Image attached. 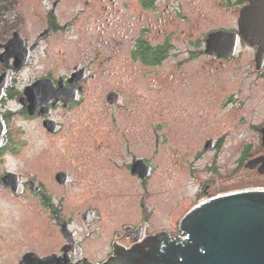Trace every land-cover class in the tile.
<instances>
[{
    "label": "flooded vegetation",
    "instance_id": "af4514ba",
    "mask_svg": "<svg viewBox=\"0 0 264 264\" xmlns=\"http://www.w3.org/2000/svg\"><path fill=\"white\" fill-rule=\"evenodd\" d=\"M247 5L246 0H49L40 29L6 27L0 44V57L6 52L0 75L9 74L0 98L5 129L0 194L34 211L40 238L36 249L2 264H105L118 251L146 247L155 237L174 239L168 232H150L152 215L142 201L136 218L112 229L108 240H96L107 233L105 220L117 217L104 216L105 202L116 200L115 189L122 191L117 173L130 180L128 194L152 180L156 146L164 144L155 120L161 131L162 114L172 107L187 109L184 87L190 73L185 66L205 57L209 66L202 71L213 77L218 73L211 66L219 71L238 62L246 49L256 53L242 38L237 57L219 54L208 44L215 33L238 35ZM15 34L19 37L14 39ZM12 40L6 51L3 46ZM169 89L178 95L167 99ZM217 97L212 92L206 96L212 99L209 105L218 102L225 108L230 103L231 97L223 102V95ZM187 103L197 107L198 97ZM35 133L57 144L62 140L65 152L57 159L41 154L45 157L26 174L8 169L7 161L15 160ZM223 133L200 139L202 147L192 161L220 153ZM198 134L194 129L187 136ZM250 149H243L239 168L252 159ZM193 151H185L186 160ZM212 184L201 185L199 199L234 189L213 190ZM85 194L93 200L79 208ZM29 254L34 260L24 261Z\"/></svg>",
    "mask_w": 264,
    "mask_h": 264
},
{
    "label": "rangeland",
    "instance_id": "374dc122",
    "mask_svg": "<svg viewBox=\"0 0 264 264\" xmlns=\"http://www.w3.org/2000/svg\"><path fill=\"white\" fill-rule=\"evenodd\" d=\"M48 2L49 0H17L15 10L7 18L9 24L0 22V44L4 41L6 27L16 24L28 28L35 27V30L40 29L44 25ZM180 47H183L182 43ZM255 54V51L246 49L241 59L234 64L226 65L219 71H216V66H211L213 73H218L213 77L202 71L203 67L209 66L205 57L185 66L190 73L184 87L188 95L187 102L198 97V105L192 108V105L186 102V110L173 107L167 110L159 120L164 125L161 131L158 130L159 126L156 125L155 120L156 132L162 133L161 143L164 144L159 148L155 145L154 176L135 193L128 194L125 191L130 189V180L127 175L117 173L122 191L121 193L116 189L113 191L116 192V200L106 201L104 211L105 217H109L112 213L117 217L115 219L109 217L105 220L103 226L107 227L106 237L99 236L96 239L98 242L108 240L111 230L117 228L120 223L136 218L142 201L147 204L152 215L150 232L155 235L168 232L172 238H175L178 235L176 230L179 229V221L192 208L207 200L198 197L203 183L213 181L211 187L213 190L234 188L229 193L244 191L256 185L264 186V177L256 170L238 167L239 157L246 146L251 147V155L262 150L261 134L257 128L264 126V68L259 71L256 69ZM49 60L45 63H50ZM165 91L167 99L178 95L177 91L172 89ZM211 92L218 94L216 98L218 100L223 95L222 102L231 97L230 103L225 108L218 102L209 105L212 99L208 101L206 96H210ZM138 100L140 102L141 99ZM194 129H198L200 135L191 138L187 136V134L193 135ZM222 131L224 132L222 135L225 136L220 153L214 155L207 153L202 159L193 162L191 156L203 144L200 139L212 137ZM36 137H39L40 141H37ZM21 139L17 136V140ZM28 140L29 143L18 157L7 161L8 169L26 174L30 169L33 170L32 166L37 164L38 160L45 157L40 156L41 154H55L54 159H57L65 152L62 148V140L57 144L56 141L52 142L38 133L34 134V140L33 138ZM189 148L194 151L186 160L185 151ZM212 167L215 169L212 170ZM244 184L246 185L243 187ZM238 186L240 187L236 188ZM144 190H148V193ZM112 196V194L108 195V197ZM83 197L81 205L75 201V206L80 205L81 208L84 202L93 200L89 194ZM142 197L145 199L142 200ZM115 202L117 204L114 206ZM114 208H116L115 213ZM38 238L40 233L36 228L34 211L8 195L0 194V264L11 257L19 258L25 252L36 249Z\"/></svg>",
    "mask_w": 264,
    "mask_h": 264
},
{
    "label": "water",
    "instance_id": "95a60500",
    "mask_svg": "<svg viewBox=\"0 0 264 264\" xmlns=\"http://www.w3.org/2000/svg\"><path fill=\"white\" fill-rule=\"evenodd\" d=\"M246 2L248 5L238 20L239 34L215 33L209 37L208 44L219 54L237 57L242 38L256 48L255 66L259 71L264 68V0ZM16 37L19 36L15 34ZM14 41L3 48L10 50ZM5 59L6 52L0 61ZM8 76L0 75V98ZM259 132L263 154L249 160L244 168L257 170L264 176V126ZM4 138L5 129L0 120V147L5 144ZM179 231L183 238L155 237L147 241L146 247L136 245L130 251H118L105 264H264V189L207 199L185 215L176 234ZM31 259L33 255L29 254L24 261Z\"/></svg>",
    "mask_w": 264,
    "mask_h": 264
},
{
    "label": "trees",
    "instance_id": "16d2710c",
    "mask_svg": "<svg viewBox=\"0 0 264 264\" xmlns=\"http://www.w3.org/2000/svg\"><path fill=\"white\" fill-rule=\"evenodd\" d=\"M16 2L17 0H0V22H2V24L3 23H5L6 25L9 24V20L7 18H9L10 14L15 10ZM253 156L254 155L252 154L251 158H253ZM241 163H243V161ZM245 185L246 184H244L243 187ZM239 187L240 186L236 188H239Z\"/></svg>",
    "mask_w": 264,
    "mask_h": 264
},
{
    "label": "built area",
    "instance_id": "2783aa9c",
    "mask_svg": "<svg viewBox=\"0 0 264 264\" xmlns=\"http://www.w3.org/2000/svg\"><path fill=\"white\" fill-rule=\"evenodd\" d=\"M262 189H264V186L256 185V186L250 187L249 189H246L244 191H249V190H262ZM238 192H242V191H238ZM178 237L183 238L181 233L179 234Z\"/></svg>",
    "mask_w": 264,
    "mask_h": 264
}]
</instances>
